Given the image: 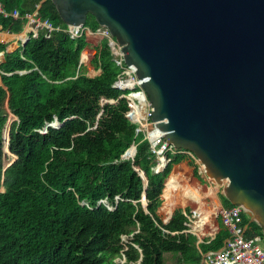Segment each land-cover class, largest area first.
<instances>
[{
    "label": "trees",
    "instance_id": "obj_1",
    "mask_svg": "<svg viewBox=\"0 0 264 264\" xmlns=\"http://www.w3.org/2000/svg\"><path fill=\"white\" fill-rule=\"evenodd\" d=\"M0 3L21 15L0 17L4 32L21 34L35 13L61 28L32 33L22 53L0 45V264H202L223 249L230 232L221 217L215 238L201 243L189 209L167 224L160 217L165 181L189 157L167 152L158 162L131 120L129 92L115 88L122 69L96 19L89 15L88 30L72 38L52 0ZM89 47L95 77L80 64ZM55 119L63 126L43 133ZM240 224L247 239L263 241L247 214Z\"/></svg>",
    "mask_w": 264,
    "mask_h": 264
},
{
    "label": "water",
    "instance_id": "obj_2",
    "mask_svg": "<svg viewBox=\"0 0 264 264\" xmlns=\"http://www.w3.org/2000/svg\"><path fill=\"white\" fill-rule=\"evenodd\" d=\"M52 2L68 28H86L91 15L112 35L151 104V142L192 152L264 244V0ZM62 126L55 119L42 132Z\"/></svg>",
    "mask_w": 264,
    "mask_h": 264
},
{
    "label": "built area",
    "instance_id": "obj_3",
    "mask_svg": "<svg viewBox=\"0 0 264 264\" xmlns=\"http://www.w3.org/2000/svg\"><path fill=\"white\" fill-rule=\"evenodd\" d=\"M0 17H13L18 19L21 17L18 9L12 12H7L2 3H0ZM26 25L33 28L35 32L40 29H45L48 36L53 31H60L61 28H54L49 21H42L37 13L27 15ZM88 30L83 28L80 30L70 29L65 30L72 38L78 37L83 31ZM96 34L107 38L110 42L115 60L120 62L122 72L118 78L115 88L122 92H129L126 95L133 105V111L130 114L131 120L146 132V139L149 140L153 149L156 151L158 162L163 161V157L167 152H182L189 158L197 159V157L190 151L177 150L166 143L162 138L151 142L150 134L153 131L152 127V108L151 104L146 98L144 91L139 85L138 78L134 70L127 66L124 62L123 53L118 43L113 39L112 35L104 28L100 27ZM243 214H247L241 206L220 207L219 215L230 232V238L227 240L223 249L218 252L208 253L205 255L206 264H264V244L263 242H255L245 237L246 228L240 224V218Z\"/></svg>",
    "mask_w": 264,
    "mask_h": 264
},
{
    "label": "crops",
    "instance_id": "obj_4",
    "mask_svg": "<svg viewBox=\"0 0 264 264\" xmlns=\"http://www.w3.org/2000/svg\"><path fill=\"white\" fill-rule=\"evenodd\" d=\"M32 33H37V32H35L34 30H33V28L32 27H30V26H28V25H25L24 26V29H23V32L21 33V34H11V33H7V32H4L3 30H2V27L0 26V45H8V49H9V51L10 52H15V51H20L21 50V53L23 52L22 51V49H23V45H24V42H25V40L28 38V37H31V34ZM90 55H91V59L89 60L88 58H90L88 55L89 54H86L87 55V60L85 61L84 60V53L82 54V57H83V70H84V72L88 75V76H90V77H95V76H98L99 74H100V70H96L93 66H92V64H91V62H92V60L94 59V57H95V55L97 54V51L95 50V49H93V48H91V47H89V48H86L85 49ZM84 50V51H85ZM85 51V52H86ZM81 57V58H82ZM4 59H5V55L3 54V53H0V63L1 62H3L4 61ZM88 61V62H87ZM1 84H2V80H1V77H0V86H1ZM181 164V163H180ZM180 164H178V165H180ZM177 166V165H176ZM179 169H181L183 172H185L186 171V169L184 170V168L183 167H179ZM178 169V170H179ZM174 171V168H173V170H172V172ZM185 173H187V172H185ZM174 174V172L173 173H171L169 176V179H168V181H167V183L169 182V181H171V185H170V190L168 191V193H170L173 197L172 198H174V201H175V205H177V204H179L180 202H182L183 201V197H184V201H188V203H190V202H192V201H194L195 202V204H197L198 203V205L200 206V209L199 210H197V212L196 211H193V212H191V210L189 209V208H186V209H182L184 212H186V210L187 209H189V213L192 215V222H193V227H192V230L195 232V234L194 235H196L197 236V238H198V236H200L202 239H203V241H204V239H206V238H204V234L206 233V232H208V233H213V232H215L213 235H211V237H209L208 239H211L212 240V237H215L216 235H217V233L219 232V229L215 226V225H212V226H214L216 229H217V231H214L208 224V226L206 225V226H204V228H203V230H202V232L200 231V229L198 228V222L200 221V219H201V215H202V213H204V212H207V211H209L210 209H212V210H215V212H217L218 211V213H219V209H220V204H218L217 203V201L214 199V195L215 194H210V191H212V189H208L207 190V192L206 193H204L203 191H201L200 189H198L199 190V193L202 195V196H200V197H197V198H195V197H193L192 195H193V192L191 193L190 192V194H185L184 196L182 195V197L181 196H178V197H176L175 196V191L176 190H178V189H180L181 188V183L180 182H182L185 178H186V176H185V174L184 173H179L178 174V176H177V178H174V179H171V177H172V175ZM167 183H166V186H167ZM165 191H166V188H165ZM164 191V192H165ZM180 191V190H179ZM204 194H206V196H210V198H211V200L209 199V201L208 200H206L207 201V203H208V205L207 204H203V201H202V197L204 196ZM163 196H164V193H163ZM194 198V199H193ZM207 198V197H206ZM164 199V198H163ZM165 201V200H164ZM211 202V203H210ZM185 203V202H184ZM187 203V204H188ZM212 204H214V205H216V207H213L212 206ZM161 208V207H160ZM160 208H159V210H160ZM162 210H163V208H161ZM173 209V208H172ZM158 213H159V211H158ZM171 215V213L170 214H168L167 216H170ZM217 215V213L215 214V216ZM214 216V217H215ZM195 219V220H194ZM211 219H213V217L211 218ZM210 219V220H211ZM164 221V220H163ZM209 224L211 225V221H209ZM213 227V228H214ZM192 233V232H191ZM202 241V242H203ZM198 243H199V240H198ZM201 243V242H200ZM202 264H206V263H203L202 262Z\"/></svg>",
    "mask_w": 264,
    "mask_h": 264
},
{
    "label": "rangeland",
    "instance_id": "obj_5",
    "mask_svg": "<svg viewBox=\"0 0 264 264\" xmlns=\"http://www.w3.org/2000/svg\"><path fill=\"white\" fill-rule=\"evenodd\" d=\"M86 51V50H85ZM83 52L85 55H84V58L86 59L87 58V55L86 54H89L87 51L86 52ZM90 58H88L89 60L92 58L91 55L89 54L88 55ZM87 60V59H86ZM85 60V61H86ZM88 62V61H87ZM179 167H183L184 170L186 169L185 172L187 173H184L186 178L180 182L181 183V188L176 190L175 191V196L178 197V196H181L182 195L184 196V192H186L189 188H191L193 190V192L196 190L198 191L197 189H200L201 191H203L204 193L207 192V190L210 188L212 189V191H210V194H215L214 195V199L217 201V203L219 204V200L221 199V193H222V188L216 184H211L208 180H207V177H206V174H205V170H204V166L203 164L200 162V160L198 159H194V158H187L186 160H184L180 165H177L174 167V171L175 172L176 170L179 169ZM197 170L198 172V175L200 176V179L197 178L195 176V171ZM172 172V173H173ZM186 189V190H185ZM180 190V191H179ZM189 191V190H188ZM207 197V198H206ZM211 200L210 196H206V194H204V196L202 197V201H203V204H207V201H209V199ZM163 203H162V206L161 208H163V210L160 208L159 210V215L160 217L163 219V220H166L169 216H167L168 214L172 213L173 211L177 210V209H186V208H189L191 210V212L193 211H196L200 209V206L197 204H195L194 201L188 203V201H184V197H183V201L180 202L179 204L175 205V207L173 209H169L166 207L165 205V201L164 199H162ZM185 202V203H184ZM188 203V204H187ZM211 203V202H210ZM213 207H216V205L212 204ZM217 208V207H216ZM220 210V209H219ZM212 211V209L209 210V212ZM208 212V211H207ZM217 213V217H213V219H211V225L209 224V226L214 230V231H217V229L212 226L214 225V222L216 219H218L220 217V215H218V211L216 212ZM195 220V219H194ZM208 226V225H207ZM214 227V228H213ZM215 232L213 233H208L206 232L204 234V238H209L211 237V235H213ZM203 238V237H202ZM167 264H176V261L170 257H167Z\"/></svg>",
    "mask_w": 264,
    "mask_h": 264
},
{
    "label": "bare ground",
    "instance_id": "obj_6",
    "mask_svg": "<svg viewBox=\"0 0 264 264\" xmlns=\"http://www.w3.org/2000/svg\"><path fill=\"white\" fill-rule=\"evenodd\" d=\"M179 173H185V172H183L181 169H179V170H176L175 172H174V174L172 175V177H171V179H174V178H177V176H178V174ZM170 185H171V181H169L168 183H167V186H166V191L164 192V196H163V198H164V200H165V205H166V207L167 208H169V209H172V208H174L175 207V201H174V198H172L173 196L170 194V193H168V191L170 190ZM168 190V191H167ZM186 190V189H185ZM189 190V191H188ZM186 192H184V195L185 194H190V192L192 193L193 192V190L191 189V188H189ZM198 190V189H197ZM193 197H195V198H197V197H200V196H202L200 193H199V190L198 191H194L193 192V195H192ZM211 196V195H210ZM194 199V198H193ZM215 214H216V212H215V210H212V211H208V212H204V213H202V215H201V219H200V221L198 222V228L200 229V231L202 232V230H203V228H204V226H206L207 224L209 225V221H210V219L212 218V217H214L215 216Z\"/></svg>",
    "mask_w": 264,
    "mask_h": 264
},
{
    "label": "flooded vegetation",
    "instance_id": "obj_7",
    "mask_svg": "<svg viewBox=\"0 0 264 264\" xmlns=\"http://www.w3.org/2000/svg\"><path fill=\"white\" fill-rule=\"evenodd\" d=\"M219 203H220V205H221V203L223 204V201L220 199V200H219Z\"/></svg>",
    "mask_w": 264,
    "mask_h": 264
}]
</instances>
